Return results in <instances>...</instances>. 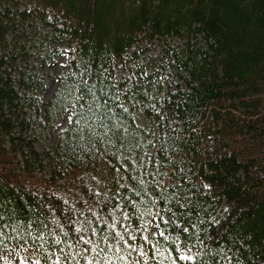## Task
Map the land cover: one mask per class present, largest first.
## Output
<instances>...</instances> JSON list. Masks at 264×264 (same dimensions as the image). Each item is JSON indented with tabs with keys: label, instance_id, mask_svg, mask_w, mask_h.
<instances>
[{
	"label": "trees",
	"instance_id": "trees-1",
	"mask_svg": "<svg viewBox=\"0 0 264 264\" xmlns=\"http://www.w3.org/2000/svg\"><path fill=\"white\" fill-rule=\"evenodd\" d=\"M61 48L43 101L47 77L27 63ZM149 49L176 82L129 89L117 72L142 71ZM69 109L51 150L23 135ZM156 212L179 225L157 219L163 264H264V0H0V253L143 264Z\"/></svg>",
	"mask_w": 264,
	"mask_h": 264
},
{
	"label": "rangeland",
	"instance_id": "rangeland-1",
	"mask_svg": "<svg viewBox=\"0 0 264 264\" xmlns=\"http://www.w3.org/2000/svg\"><path fill=\"white\" fill-rule=\"evenodd\" d=\"M33 31L34 30H30L28 36L29 41L31 39V41H36L37 39V37L33 36ZM68 57L69 50L67 48H61L60 55H56L52 59L47 60L45 64H42L41 61H39L38 55H33L29 60L30 62H26L29 68H33V70L39 71L41 74L46 75L47 77L46 89L41 93L43 101L50 100L56 93L58 82L62 73L65 71V64L68 60ZM162 63L163 55L161 51L149 49L145 52V54H142L137 59L136 64H131L134 68L140 66L142 71L137 73L136 69L130 70L129 68L127 70L118 71L117 76L118 78L127 82L129 89L133 87V84H139L143 82L144 86L149 88L150 91L153 87V93H156L162 86L168 87L176 82L173 70H171L169 73L167 71L165 72V67ZM138 93L132 92L131 98L134 100H130L128 106L134 109L133 111L135 114L136 123L141 126H147L149 125V117L147 116L146 111L140 108L142 101L136 100V98H138ZM148 95L151 99L154 98V94L151 92L150 94L148 93ZM71 113L72 110L69 109L66 113L57 115L53 122L49 124L43 120V123L48 125L47 128L31 122L29 129L25 130L23 135L32 141L37 151L43 152L51 150L56 145L59 135L58 133L66 129ZM160 217L165 223H169L176 230L179 228V225H177L170 216L156 212L152 222L150 221L151 223L146 228L142 236L141 253H143V264H163L167 256V243L169 241L170 235L165 234L160 226L157 225V219ZM171 238L175 240V236H171ZM15 251L16 249H11L10 251L0 253V264H13Z\"/></svg>",
	"mask_w": 264,
	"mask_h": 264
},
{
	"label": "snow or ice",
	"instance_id": "snow-or-ice-1",
	"mask_svg": "<svg viewBox=\"0 0 264 264\" xmlns=\"http://www.w3.org/2000/svg\"><path fill=\"white\" fill-rule=\"evenodd\" d=\"M80 239H81V240H84V237L81 236ZM121 239H123V237H121ZM84 242H85V244L89 243V241H87V240H85ZM57 243H59V241H57ZM141 255H143V253H141ZM182 258H184V259H191L190 256H189V257H182Z\"/></svg>",
	"mask_w": 264,
	"mask_h": 264
}]
</instances>
